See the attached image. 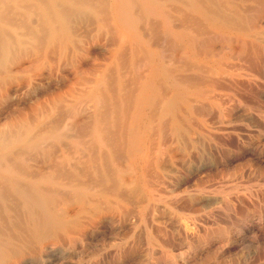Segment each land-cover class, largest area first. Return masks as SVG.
<instances>
[{
  "label": "rangeland",
  "instance_id": "obj_1",
  "mask_svg": "<svg viewBox=\"0 0 264 264\" xmlns=\"http://www.w3.org/2000/svg\"><path fill=\"white\" fill-rule=\"evenodd\" d=\"M44 1L0 3V133L7 134L5 141L0 138V156L23 178L61 169V175L53 170L51 180L62 185L51 183L47 190L49 198L59 201L53 205L65 214L67 227L50 226L31 239L22 209H2L1 239H17L0 264H264V0H212L224 11L221 17L232 20L228 31L185 10L186 2L168 4L173 26L196 36L192 44L169 37L162 20L135 3L133 31L150 46L154 41L151 49L158 59L142 50L133 54L135 45L126 40L130 32H124L110 9L105 11L102 0ZM174 6L181 7L180 13ZM197 24L210 31L196 29ZM158 41L165 45L156 46ZM150 63L165 66L152 86L170 97L175 93L167 108L159 103L157 120L137 149L122 125L112 127L110 88H116V96L123 94L119 86L135 93L136 76L146 78ZM104 104L109 106L106 119ZM97 128L103 136L111 132L105 139L116 138L110 141L112 151L95 138ZM67 156L72 157L69 164ZM65 184L83 189L72 192Z\"/></svg>",
  "mask_w": 264,
  "mask_h": 264
},
{
  "label": "bare ground",
  "instance_id": "obj_2",
  "mask_svg": "<svg viewBox=\"0 0 264 264\" xmlns=\"http://www.w3.org/2000/svg\"><path fill=\"white\" fill-rule=\"evenodd\" d=\"M3 1V3L5 4L6 3V1H8V0H0V3ZM5 1V2H4ZM39 1H41V0H39ZM46 1V0H45ZM44 1V2H45ZM68 2L69 1H71V0H67ZM76 1V0H75ZM87 1V0H86ZM108 1H109V3H108ZM201 1H203V0H107L106 2H105V0L103 1L102 0V2L104 3V8H105V11H107V9L109 10L110 9V11H111V13L113 14L112 16H114V19H115V21L119 24V26L124 30V32L125 33H127V35H129V32H130V35L131 36H127L126 37V40H127V42L128 41H131V42H133V44L135 45V47H134V49H132V50H134L133 52V54H135L136 52H138V51H144L148 56H155V55H157L158 57H157V59L159 58V55L157 54L158 52H153L154 50H152L151 49V47L153 46V43H154V41H153V43L151 44L152 46H150L149 45V43L148 42H146V41H144L143 39H142V37L140 36V34H137V33H134V31H133V27H134V24H135V21H136V18L134 17V16H132V13H130L131 12V9H132V11H134L133 10V5H135V3L137 4V2H139V3H141L142 5H143V7H145L144 9L145 10H147L148 12H153V13H155L156 15H157V17L158 18H160L162 21H161V23L163 22V25H164V28H165V32L169 35V37H174V38H176V39H179V40H186L185 42H192V43H195V40H196V36H191L190 35V33L188 34L186 31H184V30H180V29H176L174 26H173V14L170 12V11H168L167 10V6H168V4H172V3H175L176 5H179V4H182V3H187V7H185V10H191V11H194L195 13H197L198 15H200L201 17H203L204 18V20H207V21H205V22H210L214 27H216L218 30H220V31H228L229 29H231L232 27H230L229 25H227V21H229L230 19H226V17L225 16H222L221 17V11L222 10H219V8H217L216 6L218 5H214L212 2V0H204L203 1V4H202V2ZM243 1V0H242ZM252 1V0H251ZM255 1V3H256V0H254ZM263 1V0H262ZM72 2V1H71ZM77 2V1H76ZM76 2H74L75 4H76ZM250 2V1H249ZM84 3V2H83ZM106 3V4H105ZM257 3H259V4H261L260 2H257ZM256 3V4H257ZM54 4V3H53ZM58 4V3H57ZM61 4V3H60ZM221 4V3H220ZM264 4V3H263ZM3 5V4H2ZM42 5V4H41ZM48 5V4H47ZM80 5V4H79ZM183 6H185V4H182ZM224 5V4H223ZM227 5H229V4H227ZM46 6V5H45ZM48 6H50V5H48ZM78 6V5H77ZM81 6V5H80ZM83 6H86V7H88V5L87 4H83ZM91 6V5H90ZM101 6H103V5H101ZM170 6V5H169ZM173 6V5H172ZM180 6V5H179ZM219 6V5H218ZM175 7V6H174ZM173 7V11L174 12H176V11H178L179 13H180V11H179V8H181V7H179L178 8V10H177V7H175L174 8ZM238 7H240V6H238ZM47 8V7H46ZM94 8V7H93ZM103 8V9H104ZM134 8H135V6H134ZM225 8V7H224ZM48 9H50V8H48ZM221 9V8H220ZM226 9V8H225ZM241 9V8H240ZM246 9H247V6H246ZM252 8H251V6H250V10H251ZM262 9V8H261ZM260 9V10H261ZM228 10V9H227ZM226 10V11H227ZM234 10V9H233ZM232 10V11H233ZM242 10V9H241ZM42 11V10H41ZM50 11H52L51 9H50ZM48 12L49 14L51 13V12ZM57 11V10H56ZM66 11V10H65ZM68 11V10H67ZM92 11H93V9H92ZM142 11V10H141ZM184 11V10H183ZM248 10H244V12L246 13ZM58 12V11H57ZM107 12H109V11H107ZM222 12H224V11H222ZM237 12V11H236ZM235 12V13H236ZM59 13V12H58ZM110 13V12H109ZM142 13V12H141ZM153 13H151V14H153ZM177 13V12H176ZM190 13V12H189ZM188 13V14H189ZM232 13V12H231ZM234 13V12H233ZM250 13V12H249ZM48 14V15H49ZM185 14H187V13H184V15ZM248 14V13H247ZM255 14V13H254ZM52 14H50V16H51ZM105 15H106V12H104V13H102V16H104L105 17ZM108 15V14H107ZM106 15V16H107ZM143 15V14H142ZM190 15H192V13H190ZM189 15V16H190ZM236 15V14H235ZM50 16H48V17H50ZM53 16V15H52ZM58 16H60V15H58ZM141 16V14L140 15H138L137 17L139 18ZM150 16H152V15H150ZM236 16H240L239 14L238 15H236ZM109 17V19L111 18L110 16H108ZM107 17V18H108ZM185 17H187V15H185ZM190 17H193L194 18V16H190ZM223 17H225V19H226V23L224 22V20H223ZM241 17H243L244 18V16H241ZM248 17V16H247ZM251 17V16H250ZM53 18V17H52ZM106 17H105V19H107ZM141 18V17H140ZM143 18V17H142ZM149 18H151V17H149ZM178 18V17H177ZM249 18V17H248ZM51 19V18H50ZM159 19V20H160ZM175 19V18H174ZM182 20H183V18H181ZM188 19H189V17H188ZM191 19V18H190ZM195 19H199L198 17H196L195 16ZM200 19H202V18H200ZM231 19H233V18H231ZM242 19V18H241ZM142 20V19H141ZM177 20V19H176ZM179 20V19H178ZM184 20L186 21V18H184ZM192 20V19H191ZM243 20V19H242ZM245 20H246V18H245ZM247 20H249V19H247ZM110 21H111V19H110ZM139 21V20H138ZM175 21V20H174ZM179 21H181V20H179ZM196 21H199V20H196ZM252 21V20H251ZM157 22H159V21H157ZM183 22V21H182ZM187 22V21H186ZM199 22H201V21H199ZM198 22V23H199ZM204 22V23H205ZM230 22H231V24L233 23L232 22V20H230ZM245 23V21H242V23ZM248 22V21H247ZM53 23V22H52ZM107 23H108V20H107ZM161 23H160V25H161ZM184 23V22H183ZM190 23V22H189ZM197 23V22H196ZM234 23H236V22H234ZM239 23V22H238ZM105 24H106V22H105ZM203 24V23H202ZM208 24V23H207ZM246 24V23H245ZM159 25V26H160ZM185 26H186V24H184ZM183 25V27H185ZM197 26V28L196 29H200V31H204V30H202V28L203 27H206L205 25L204 26H202V25H200L201 26V28H198V27H200V26H198V24L196 25ZM250 26V25H249ZM161 27V26H160ZM177 27V26H176ZM192 27H195V25L194 26H192ZM208 27V26H207ZM236 27H238V26H236ZM244 27V26H243ZM119 28V27H118ZM185 28H187V27H185ZM184 28V29H185ZM240 28H241V26H240ZM246 28V27H245ZM188 29V28H187ZM187 29H185V30H187ZM189 29H191L190 27H189ZM193 29V28H192ZM207 29V28H206ZM237 29V28H236ZM209 29H207L206 31H204V32H207ZM233 30H235V28L233 29ZM242 30V29H241ZM241 30H239L240 32H241ZM56 31V30H55ZM210 31V30H209ZM232 31V30H231ZM237 31V30H236ZM138 32V31H137ZM242 32H243V30H242ZM246 32H248L247 30H246ZM10 33V32H9ZM193 33V32H192ZM198 33H200V32H198ZM203 33V32H202ZM201 33V34H202ZM214 33V32H213ZM232 33V32H231ZM230 33V34H231ZM252 33V32H251ZM257 34H258V32H256ZM7 34V33H6ZM207 34V33H206ZM210 34V33H209ZM256 34V35H257ZM262 34H263V32H262ZM171 35V36H170ZM203 35V34H202ZM244 35H246V34H244ZM260 35V34H259ZM56 36V35H55ZM253 36V35H252ZM159 37V36H158ZM168 37V36H167ZM168 37V38H169ZM217 37H218V35H217ZM217 37H215V38H217ZM260 37V36H259ZM163 39V37H162V39L164 40V41H168L169 39ZM214 38V37H213ZM157 40H160L161 41V39H158V38H156ZM206 39V38H205ZM207 39H208V37H207ZM230 39V38H229ZM228 39V40H229ZM256 39H258V38H256ZM264 39V38H263ZM162 40V41H163ZM211 40H214V39H211ZM210 40V41H211ZM224 40H225V38H224ZM237 40V43H239L238 42V38L236 39ZM236 40H234V41H236ZM259 40V39H258ZM170 41H173V39L172 40H169L168 42H170ZM201 41H203V40H201ZM209 40H207V42H208ZM209 41V42H210ZM232 41V40H231ZM190 42V43H191ZM205 42H206V40H205ZM204 42V43H205ZM208 42V43H209ZM155 43H157L156 41H155ZM165 43V42H164ZM164 43H162L161 42V45L159 44V41H158V44H156V46L157 45H159V46H162V44H164ZM172 42H170V44H171ZM174 43H176L175 41H174ZM179 43V42H178ZM191 43V44H192ZM199 43H201V44H203L202 42H198V45H199ZM208 43H206V44H208ZM211 43V42H210ZM222 43V42H221ZM243 43V42H242ZM249 43V41H247V45H249L248 44ZM128 44V43H127ZM132 44V43H131ZM167 44V43H166ZM232 44V43H231ZM253 44V43H252ZM251 44V45H252ZM256 44V43H255ZM126 45V44H125ZM165 45V44H164ZM177 45V44H176ZM179 45V44H178ZM181 45V44H180ZM183 45H184V42H183ZM187 46H188V44H186ZM205 45V44H204ZM204 45H200V46H202V48H203V46ZM240 45V44H239ZM155 46V45H154ZM196 46V45H195ZM229 46H230V44H229ZM255 45H253L252 47H254ZM257 46V45H256ZM255 46V47H256ZM190 47H192V45L190 46ZM199 47V46H198ZM205 47V46H204ZM231 47V46H230ZM250 47V46H249ZM249 47H246V48H249ZM133 48V47H132ZM185 48V47H184ZM183 48V49H184ZM187 48V47H186ZM186 48H185V50H186ZM197 48V47H196ZM243 48H244V46H243ZM264 48V47H263ZM171 49V48H170ZM190 49H192V48H190ZM198 49V48H197ZM197 49H196V51H197ZM235 49H236V47H235ZM245 49V48H244ZM189 50V49H188ZM199 50V49H198ZM230 50H233V49H230ZM250 50V49H249ZM253 50V49H252ZM255 51H256V48L254 49ZM259 50V49H258ZM156 51H158L157 49H156ZM212 51H213V49H212ZM215 51V50H214ZM213 51V52H214ZM248 51V50H247ZM260 51V50H259ZM6 52V51H5ZM143 52V53H144ZM183 52H184V50H183ZM187 52H189V51H187ZM194 52V51H193ZM200 52V54L203 52V51H199ZM243 52V51H242ZM144 53V54H145ZM161 53V52H160ZM212 53V52H211ZM250 53H251V50H250ZM250 53H247L246 55H248V56H251L250 55ZM162 54V53H161ZM192 54V52L190 53V55ZM205 54V53H204ZM204 54H202V55H204ZM207 54V53H206ZM209 54V53H208ZM213 54V53H212ZM216 54V53H215ZM243 54V53H242ZM259 54V53H258ZM257 54V55H258ZM138 55V54H137ZM187 55V54H186ZM197 55V54H196ZM211 55V54H210ZM209 55V56H210ZM253 55H255V54H253ZM252 55V56H253ZM135 55H133V57H134ZM195 56V55H194ZM206 56V55H205ZM219 56V55H218ZM135 57H137V56H135ZM134 57V58H135ZM145 57H147V56H145ZM197 57H198V55H197ZM196 57V58H197ZM200 57V56H199ZM201 57H203V56H201ZM213 57V56H212ZM217 57V54H216V56L214 57V58H216ZM245 57V56H244ZM247 57V56H246ZM121 58V57H120ZM209 58V57H208ZM139 59V58H138ZM137 58H136V60H138ZM147 59H148V57H147ZM149 59H154L153 57L152 58H149ZM211 59V58H210ZM210 59H208V60H210ZM124 60V59H123ZM136 60H133V62H135ZM143 60V59H142ZM181 60H185V58H182ZM197 60V59H196ZM203 60V59H202ZM205 60V59H204ZM214 60V59H213ZM262 60V59H261ZM149 60H147V62H148ZM154 61V60H153ZM198 61H200L199 59H198ZM206 61V60H205ZM211 61V60H210ZM184 62V61H183ZM201 62V61H200ZM154 63H155V61H154ZM153 63V64H154ZM213 63V62H212ZM215 63V62H214ZM148 64H149V62H148ZM155 64H159V63H155ZM154 64V66H155V68H153L154 66H152L151 65V63H150V65H151V69L149 70L150 72V74L147 76H145L146 78H141V77H138V76H136L137 78H136V82H137V84H135V86H136V90H134L135 91V93H133V92H130V91H128V89L126 90V88L124 87V88H121L120 86H119V89H120V91L121 92H123V94L122 95H120L119 96V94L116 96V91H114L116 88H114V87H111L110 89L112 90V88L114 89L112 92L110 91V89H108V92L110 91L111 92V96H112V94H113V100H114V103H113V101H112V103L114 104L113 106L115 107V109H114V111H112L113 112V115H112V117L114 118L115 117V119H113L114 121H116V122H114L113 123V125H112V127L113 128H116V129H118V128H120L121 127V125H122V127H123V131L129 136V138L127 137V136H125V134H123L124 132H122V134L121 135H123L124 136V138H122V140L124 139V142L123 143H125L126 141H125V137L126 138H128L127 139V141H128V143L132 146V147H134V148H137V149H139V148H142V146H143V143H144V140L146 139L145 137L147 136L148 137V133L151 131L150 129H151V127H152V122L153 121H155L154 119H156L155 117H156V115H157V111H158V109L159 108H157L158 106H159V103H162L163 105H164V107L165 108H167L168 107V105H170L171 104V102L173 101V98H174V93L172 92V94H171V97L170 96H168V95H166V94H164L163 93V91H161V90H163L162 88L160 89V87H158V89H160V90H158L156 87H154V86H152V83H154V80L158 77V76H160L159 75V70H161L162 71V69H160L161 67H165L163 64H160L157 68H156V66L157 65H155ZM167 64V63H166ZM205 64V63H204ZM207 64V63H206ZM205 64V65H206ZM122 65V64H121ZM135 65V64H134ZM149 65V66H150ZM167 65H171V63H169V64H167ZM183 65H185V67H186V65H188L187 63L185 64H183ZM194 65V64H193ZM210 65H212V64H210ZM217 65V64H216ZM129 66V65H128ZM182 66V65H181ZM189 67V66H188ZM194 67L195 68H197V66H195L194 65ZM201 67H202V65H201ZM200 67V68H201ZM212 67V66H211ZM127 68V67H126ZM182 68V67H181ZM187 68V67H186ZM190 69L191 68H193V66H191L190 65V67H189ZM208 68V67H207ZM206 68V69H207ZM213 68V67H212ZM122 69V68H121ZM135 69V68H134ZM178 69H180V68H178ZM194 69V68H193ZM202 69V68H201ZM133 70V69H132ZM189 70V69H188ZM198 71H199V68L197 69ZM210 70V69H209ZM135 71V70H134ZM186 71H187V69H186ZM193 71H195V70H193ZM202 72L204 71H206L205 69H203V70H201ZM169 72V71H168ZM207 72H208V69H207ZM164 73H166V72H164ZM208 73H210V72H208ZM207 73V74H208ZM204 74V73H203ZM211 74V73H210ZM209 74V75H210ZM161 75H162V73H161ZM208 75V76H209ZM123 76V75H122ZM121 76V77H122ZM171 76V75H170ZM179 76V75H178ZM176 77V76H175ZM163 78V77H162ZM182 78V77H181ZM187 78H188V76H187ZM197 78V80L196 81H198L200 78H198V77H196ZM171 79V78H170ZM157 80V79H156ZM165 80H166V78H165ZM169 79H167L166 81H168ZM180 80V79H179ZM186 80V79H185ZM135 81V80H134ZM187 81H189V78L186 80V82ZM192 81V83H193V81H195V79L194 80H191ZM200 81H203L204 82V80H201L200 79ZM171 82V81H170ZM183 82H184V80H183ZM202 82V83H203ZM214 82V81H213ZM123 83H124V81H123ZM122 83V84H123ZM135 83V82H134ZM195 83V82H194ZM206 83V85H208V83L207 82H205ZM209 83H211V82H209ZM198 84V83H197ZM200 84V83H199ZM198 84V85H199ZM172 85V84H171ZM202 85V84H201ZM116 86V85H115ZM122 86V85H121ZM123 86H125V85H123ZM122 86V87H123ZM204 86V85H203ZM127 87V86H126ZM191 87H194L193 85L191 86ZM205 87V86H204ZM172 88H174L173 86H172ZM199 89V88H198ZM172 90V89H171ZM133 91V90H132ZM98 92V91H97ZM109 92V93H110ZM185 93H187V92H185ZM190 93V92H189ZM194 95H196V94H194ZM110 96V95H109ZM107 98V97H106ZM108 100V99H107ZM188 100H189V98H188ZM118 101V102H117ZM119 101H120V103H119ZM108 102V101H107ZM101 104V103H100ZM131 104H133V106L131 105ZM104 106H105V104H104ZM106 106H108V104L106 105ZM105 106V107H106ZM105 107L103 108L104 109V112L105 111H107L108 110V108L106 107V110H105ZM109 107V106H108ZM132 107V108H131ZM163 107V108H164ZM161 108V107H160ZM110 110V109H109ZM111 111V110H110ZM109 112V111H108ZM107 112V113H108ZM102 113V115L103 116H105L107 113L105 112V115L103 114V112H101ZM100 114V113H99ZM101 116V115H100ZM102 116V118L104 119V117ZM106 117L107 118H109V114H107V116H105V119H106ZM104 119V120H105ZM127 119H128V122H127ZM129 119H130V121H129ZM109 120V119H108ZM157 120V119H156ZM98 122H99V120H98ZM100 122H102V121H100ZM99 122V123H100ZM126 122H127V124H126ZM123 123H124V125H123ZM106 126V125H105ZM121 127V128H122ZM104 129V128H103ZM122 130V129H121ZM102 131V130H101ZM101 131H100V129H98L97 128V130H95V132H94V135H95V138H97V140L99 141V143L101 144V147L102 148H106V149H110V147H111V145L112 144H110L111 142V140L113 139H111L110 140V138H107V139H105L104 137L106 136V135H109V133H111L110 131H108L109 133L107 134H105L104 136L102 135V133H101ZM104 131V130H103ZM118 132H121V131H118ZM103 133H105V132H103ZM113 133V132H112ZM17 134V133H16ZM6 133L5 132H1L0 133V138H2V140L3 141H5V138H6ZM22 135V134H21ZM111 135H113V134H111ZM14 136V135H13ZM17 136V135H16ZM15 136V137H16ZM89 136H91V134L89 135ZM14 137V138H15ZM85 137V136H84ZM107 137V136H106ZM115 137V136H114ZM13 138V137H12ZM22 138V137H21ZM91 138L92 137H90V140H91ZM118 138V137H117ZM93 139V138H92ZM116 139V138H115ZM115 139H113L114 141H115ZM120 139V138H119ZM1 140V139H0ZM13 140V139H12ZM81 140H83V138H81ZM81 140L78 142L79 144H80V142H81ZM112 140V141H113ZM118 140V139H117ZM116 140V141H117ZM83 141H85V140H83ZM109 141V142H108ZM114 141L112 142L113 144H114ZM118 141H120V140H118ZM25 142H26V140H25ZM92 142L93 143H91L90 142V144H91V146H93V150L95 149V148H97V147H95V142L92 140ZM10 143V142H9ZM82 143V142H81ZM145 143H146V140H145ZM84 144V143H83ZM82 144V145H83ZM85 144H87V142L85 141ZM84 144V145H85ZM94 144V145H93ZM118 144V143H117ZM9 145V144H8ZM81 145V146H82ZM119 145H122V144H119ZM7 146V145H6ZM112 146H114V145H112ZM126 146V145H125ZM129 146V145H128ZM76 147V146H75ZM75 147H73V149L75 148ZM84 147H90V145H88V146H84ZM116 147V146H115ZM118 147V146H117ZM66 148V147H65ZM112 148V147H111ZM76 149V148H75ZM75 149H74V151H75ZM79 149V148H78ZM91 149H92V147H91ZM90 149V150H91ZM89 150V149H88ZM111 151L113 150V148L112 149H110ZM116 150V149H115ZM126 150V149H125ZM92 151V150H91ZM91 151H89V152H91ZM95 151H98V148L95 150ZM23 152V151H22ZM65 152V151H64ZM80 152H82L83 153V151H80ZM93 152V151H92ZM102 152H103V150H102ZM123 152V151H122ZM24 153V152H23ZM66 153V152H65ZM75 153V152H74ZM73 153V154H74ZM104 153V152H103ZM112 153V152H111ZM124 153V152H123ZM137 153V152H136ZM77 154V153H76ZM93 154H95V152H93ZM93 154H91V155H93ZM96 154L98 155V152H96ZM105 154V153H104ZM142 154V153H141ZM70 155V154H69ZM78 155V154H77ZM76 155V156H77ZM96 155V156H97ZM106 156H107V154H105ZM105 155H102V156H104L105 157ZM72 156V155H71ZM6 157H7V155H6ZM5 157V158H6ZM9 157V156H8ZM19 158L21 157L22 158V155L20 156H18ZM139 157V156H138ZM72 158V157H71ZM69 156H67V157H65L64 158V160H65V163H71V161H72V159H71ZM103 158V157H102ZM108 158V157H107ZM107 158H105V159H107ZM136 158V157H135ZM13 159V158H12ZM16 159V158H15ZM97 159V158H96ZM142 159V158H141ZM103 160H104V158H103ZM108 160V159H107ZM1 161H4V157H2V156H0V213H1V210L2 209H4V210H8V211H11V210H13V208L15 207V208H21L22 209V211H23V213H24V215H25V221H26V224H27V232H28V236L29 237H31V239L32 238H34V239H36V238H38L39 236H42V234H44L49 228H50V226H58L59 228H66L67 226H66V218H65V214H60L59 212H58V210H57V208H56V205H53L54 204V201L56 202V200L55 199H52V198H49L48 197V193H51L50 191H48L49 189L47 188V185L48 184H51V183H55V184H57L58 186L59 185H62V181L61 182H57L56 180V182L55 181H52L51 179H53L54 178V174H53V172L55 171H57V170H60V175H61V169H58V167H56L57 168V170H54V168L55 167H51V168H53V170L52 169H50L49 171H47V172H43V173H41V175L40 176H38V177H36V176H34L33 174V177H31V176H27V177H25V178H23V177H21V176H23L24 174L22 173L21 174V171H20V169H18L20 172H18L17 171V169L16 168H14L13 167V164H10V165H3L2 163H1ZM55 162V161H54ZM80 162V161H79ZM92 162H94V165H95V167H96V164H97V167H99L98 166V162L97 163H95V161H92ZM105 162V161H104ZM131 162H132V160H131ZM108 163V162H107ZM74 166H75V162L74 163H72ZM104 164H106V163H104ZM103 164V165H104ZM12 165V166H11ZM55 165V164H54ZM54 165H52V166H54ZM57 165V164H56ZM55 165V166H56ZM93 165V166H94ZM61 166V165H60ZM59 166V167H60ZM72 166V165H71ZM84 166V165H83ZM89 166V165H88ZM108 166V165H107ZM63 168H64V166H62ZM67 167V166H66ZM65 167V168H66ZM76 167V166H75ZM61 168V167H60ZM72 168V167H71ZM76 168H79V167H76ZM90 168V167H89ZM94 168V167H93ZM73 169H75V168H73ZM97 169V168H96ZM106 169H109V168H106ZM105 169V170H106ZM66 170V169H65ZM64 170V173H66L67 171H65ZM79 170V169H78ZM80 170H82V168L80 169ZM90 170V169H89ZM95 170V169H94ZM97 170H99V168L97 169ZM104 170V169H103ZM69 171V170H68ZM87 171H88V167H87ZM107 171V170H106ZM78 172H80V174H82L81 173V171H78ZM19 173V174H18ZM57 173H58V171H57ZM58 173V174H59ZM68 173V172H67ZM94 173V172H93ZM21 174V175H20ZM63 174V173H62ZM71 173H69V175H70ZM39 175V174H38ZM66 175V174H65ZM101 176V174H98V176ZM78 176V175H77ZM84 176H85V174H84ZM99 176V177H100ZM121 176V175H120ZM62 177H64V176H62ZM105 177V176H104ZM64 178H66V177H64ZM67 178H70V177H68L67 176ZM71 178H72V175H71ZM70 178V179H71ZM73 178H74V176H73ZM72 178V179H73ZM79 178V177H78ZM88 178V177H87ZM103 178V177H102ZM101 178V179H102ZM61 180H62V178H60ZM80 179V178H79ZM89 179V178H88ZM100 179V178H99ZM100 179V180H101ZM57 180H59V178L57 179ZM64 180V179H63ZM78 179H75L74 180V182L75 181H77ZM93 180V179H92ZM104 180V179H103ZM107 180V179H106ZM73 181V180H72ZM101 182V181H100ZM99 182V183H100ZM103 182V181H102ZM64 183V182H63ZM70 183H71V181H70ZM117 183V182H116ZM65 187H66V189L67 190H70V191H72V192H77V193H79L80 191H82V189L81 188H77V187H75V186H72V185H67L66 186V184H65ZM82 187V186H81ZM48 189V190H47ZM55 191V190H54ZM54 191H52V192H54ZM55 192H57V191H55ZM61 195H62V193H61ZM71 195V194H70ZM64 196V195H63ZM74 197V196H73ZM76 197V196H75ZM70 198H71V196H70ZM59 199H60V197H59ZM74 199V198H73ZM54 200V201H53ZM61 200V199H60ZM63 200V199H62ZM67 200V199H66ZM82 200V199H81ZM58 201V200H57ZM70 201V200H69ZM68 201V202H69ZM78 201H80V200H77V202ZM59 202V201H58ZM58 202H56V203H58ZM65 202V201H64ZM63 203V202H62ZM69 205H70V203H69ZM68 205V206H69ZM67 207V206H66ZM65 210V209H64ZM17 211H19V209H17ZM68 212V211H67ZM15 213V212H14ZM19 213V212H18ZM16 214V213H15ZM19 214H21V213H19ZM1 216H3V214L1 215ZM9 216V215H8ZM16 216H18V215H16ZM67 216V215H66ZM7 217V216H6ZM0 218H2V217H0ZM3 219H4V217H3ZM2 219V221H4ZM23 220V219H22ZM70 220V219H69ZM6 221V220H5ZM71 221V220H70ZM7 222V221H6ZM3 224H4V222H2ZM22 223V222H21ZM7 224V223H6ZM14 224V223H13ZM14 226H15V224H14ZM17 226V225H16ZM19 226V225H18ZM23 226H24V223H23ZM7 229H8V227H6ZM9 229H11V228H9ZM6 230V229H5ZM20 230V229H19ZM51 230V229H50ZM55 230V229H54ZM61 230V229H60ZM67 230H68V228H67ZM9 231V230H8ZM11 231V232H10ZM9 232L11 233V236H10V238L14 235V234H12V229L10 230ZM23 231L25 232V230L23 229ZM64 231V230H63ZM1 232H3V231H0V256H5V255H8L9 253H10V249H11V247L12 246H14L15 245V243H14V238H16L15 236H13L14 238H11V239H1V234L3 235V233H1ZM21 232V231H20ZM48 232V231H47ZM50 232V231H49ZM6 233V232H5ZM24 234H26V232L24 233ZM4 236H5V234H4ZM51 236V235H50ZM6 237V236H5ZM26 237H27V235H26ZM22 238V237H21ZM24 238V237H23ZM28 238V237H27ZM14 239V240H13ZM17 239V238H16ZM28 239H30V238H28ZM24 240V239H23ZM20 241V240H19ZM25 241V240H24ZM16 242H17V240H16ZM29 242V241H28ZM27 242V243H28ZM37 244V243H36ZM17 246V245H16ZM26 246V245H25ZM24 246V247H25ZM20 248V247H19ZM21 249V248H20ZM21 251V250H20ZM14 252H16L17 253V250L16 251H14ZM13 252V253H14ZM12 253V252H11ZM15 254V253H14ZM50 254H52V255H54L55 253L53 252V253H50ZM58 255V254H57ZM9 257H10V255H9ZM52 257V256H51Z\"/></svg>",
  "mask_w": 264,
  "mask_h": 264
}]
</instances>
